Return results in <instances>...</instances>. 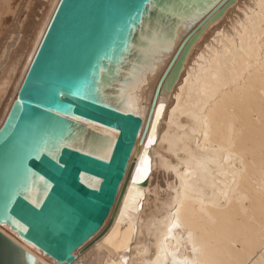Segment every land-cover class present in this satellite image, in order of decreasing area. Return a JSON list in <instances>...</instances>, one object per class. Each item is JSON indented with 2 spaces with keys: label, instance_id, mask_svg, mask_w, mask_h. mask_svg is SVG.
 Wrapping results in <instances>:
<instances>
[{
  "label": "bare ground",
  "instance_id": "obj_1",
  "mask_svg": "<svg viewBox=\"0 0 264 264\" xmlns=\"http://www.w3.org/2000/svg\"><path fill=\"white\" fill-rule=\"evenodd\" d=\"M58 1L0 0V127ZM225 1L213 0L216 8ZM207 14L181 27L155 72L146 73L147 83L132 92L141 117L113 112L109 123L122 129L119 163L128 178L118 186L115 200L124 189L111 223L105 229L108 216L71 264H264V0L245 2L228 27H217L194 56L171 68L152 106L173 53ZM160 102L166 110L149 152L150 171L170 177L171 193L146 208L148 196L138 214L135 164ZM17 230L0 223L28 264H58Z\"/></svg>",
  "mask_w": 264,
  "mask_h": 264
},
{
  "label": "water",
  "instance_id": "obj_2",
  "mask_svg": "<svg viewBox=\"0 0 264 264\" xmlns=\"http://www.w3.org/2000/svg\"><path fill=\"white\" fill-rule=\"evenodd\" d=\"M233 1L228 0L210 20L218 18ZM130 2L131 0H59L18 88L16 98L0 127V133H3L5 121L11 119L10 114L14 111L21 118L20 128L16 129L11 140L5 142L8 133L0 135V197L12 190L25 167L40 171L51 181L53 187L46 202L27 217L30 225L25 226H30V231L22 234L17 230V233L58 264H71L75 260L74 253L87 247L108 216L105 229L111 223L124 189L122 186L115 200L118 186L124 177L125 185L128 178V173H125L124 167L119 163L124 144L118 140L110 161L95 160L79 153H65L64 160L67 163L63 170H57L46 162L39 163L30 159L34 153L26 125L29 121H55L56 117L43 111L46 106L63 105L72 110L73 103L77 114L100 117L107 122L114 120L113 112L109 113L80 100L72 101L67 96L59 97L56 94L57 82H70L77 78L114 35L113 29L118 26L126 11L124 6ZM203 27L195 34L190 33L183 38L159 81L165 82V77L173 65L177 69L182 66ZM157 88L158 83L152 106L161 93ZM21 98L23 105L14 108L15 102ZM12 123L17 121L13 120ZM11 131L10 129L9 133ZM125 151L127 152L126 149ZM119 153L121 155H117ZM81 172L97 177L98 187L92 189L81 183ZM20 206L16 205L17 211ZM82 219L86 226L78 229L77 224ZM2 222L12 229L15 228L0 217V223ZM20 222L24 224V220ZM17 252L22 253L24 264H28L23 248L0 232V264H6Z\"/></svg>",
  "mask_w": 264,
  "mask_h": 264
},
{
  "label": "snow or ice",
  "instance_id": "obj_3",
  "mask_svg": "<svg viewBox=\"0 0 264 264\" xmlns=\"http://www.w3.org/2000/svg\"><path fill=\"white\" fill-rule=\"evenodd\" d=\"M124 7L126 11L118 26L113 29L114 35L76 79L57 82L56 94L59 97H70L72 101L80 100L109 113L139 118L142 114L134 107L132 92L141 84L147 83L146 73L155 72L156 66L174 46L181 27L187 29L205 13L212 12L216 5L213 0H204L203 3L200 0H131ZM212 18L214 16L210 17ZM163 88L164 82L160 80L157 91ZM160 99L162 101L163 97ZM23 103L22 98L17 100L14 108L22 106ZM164 108L163 102L154 108L156 119L151 122V132L147 135L144 153L135 164L136 180L147 178L150 173V157L147 150L155 141L157 121ZM43 111L57 119L28 122V138L34 153L30 159L39 163L46 162L57 170H63L67 163L64 160L65 153H79L100 161L112 159L122 135L119 125H112L100 117L77 114L74 103L72 110L61 105L46 106ZM10 116L11 119L5 121L3 133H0H8L5 142L11 140L16 129L20 128L21 118L16 116L15 111ZM13 120L17 123H12ZM80 180L92 189L96 188L98 182L97 177L91 176L85 180L83 172L80 173ZM52 187L51 181L40 171L25 167L12 190L0 197V217L19 229L22 234L29 232L30 226H25L30 225L28 215L35 213V210L46 202ZM17 204L21 205L18 211ZM21 220H24V224H21ZM85 226L83 219L77 224L78 229ZM172 226L179 227L175 223ZM192 251L196 253L197 248L193 247ZM6 264H24L22 253L17 252ZM183 264L197 262L184 261Z\"/></svg>",
  "mask_w": 264,
  "mask_h": 264
},
{
  "label": "rangeland",
  "instance_id": "obj_4",
  "mask_svg": "<svg viewBox=\"0 0 264 264\" xmlns=\"http://www.w3.org/2000/svg\"><path fill=\"white\" fill-rule=\"evenodd\" d=\"M228 0H226L225 2H223V4H221V6L219 7V8H215L212 12H209L206 16H204L194 27H193V29L189 32V34L191 33V35H193V34H195L198 30H200L203 26V29H202V31H201V33L199 34V36L197 37V39L194 41V43L192 44V46L190 47V49H189V51H188V53H187V55H186V57H185V60H184V62H187L192 56H194V53H196L198 50H199V48L200 47H198V45L200 46V45H203V43L205 44L206 43V40L208 39V37L211 39L212 38V36H211V33H212V31L213 30H215L217 27H224V26H229V24L231 23V21H233L239 14H240V8H242V6H243V4L245 3V2H247L248 0H234L231 4H229L227 7H225L224 8V10H223V12H222V14L218 17V18H216L215 20H213V21H211L210 20V17L216 12V11H218L220 8H222V6L227 2ZM43 11H44V9H43ZM46 11V10H45ZM39 31V29L38 30H36V33ZM190 35V36H191ZM207 38V39H206ZM198 47V48H197ZM25 56H27V54L25 55ZM24 59H25V57L23 58V61H24ZM173 67H174V65H173ZM172 67V68H173ZM183 71H184V69L183 68H181L180 69V73H183ZM166 110V106H165V108H164V110H163V112ZM163 118V114L161 115V117H160V119H159V121H157V123L158 122H161L160 120ZM153 120H155V117H153ZM152 122V121H151ZM150 131V130H149ZM147 142V135H146V137H145V140H144V142L142 143V148H141V150H140V153H139V158H140V155H142L143 153H144V144ZM154 143H155V141H154ZM153 143V144H154ZM152 144V145H153ZM152 145H150L149 146V148H148V154H149V152H150V150H151V147H152ZM158 171H156V169H151V171H150V175L148 176V179H147V182H145L144 181V178H140L139 180H136V179H133L132 180V187H133V189H134V191H135V197H137V196H141L142 195V199H141V201H142V205H140L139 206V208H138V214H140L141 213V211L142 210H145L148 206H152L153 205V200L154 199H156V198H154V197H157V198H160L161 196L163 197V195H164V198H166L165 197V195L167 194L168 196L170 195V191H171V189L169 188V184H171V182L170 183H168L169 182V176L168 175H164V173H163V170L162 169H157ZM161 172H160V171ZM154 171V172H153ZM156 172V173H155ZM163 173V174H162ZM147 183V184H146ZM166 183V184H165ZM173 183V182H172ZM156 185V184H158V185H156V186H154L155 188H153V190H151V187L153 186H150V185ZM149 185V186H148ZM165 185H167L168 187H167V189L165 188L166 186ZM165 186V187H164ZM171 186V185H170ZM146 187H148V189L146 188ZM158 188V191L159 192H157V188ZM163 189H162V188ZM148 191H147V190ZM165 189V190H164ZM151 190V191H150ZM162 190V191H161ZM167 190H168V193H167ZM155 191V192H154ZM147 192V193H146ZM151 192V193H150ZM156 192H157V194H158V196H157V194H156ZM161 192V193H160ZM165 192V193H164ZM152 193H154V194H152ZM148 194V195H147ZM161 194H163V195H161ZM152 195H154V196H152ZM147 196V197H146ZM151 197L150 198V200L148 199V201H146L147 200V198H149V197ZM167 196V197H168ZM161 197V198H162ZM154 198V199H153ZM146 199V200H145ZM146 201V208L144 209V207H143V204H144V202ZM148 205V206H147Z\"/></svg>",
  "mask_w": 264,
  "mask_h": 264
}]
</instances>
